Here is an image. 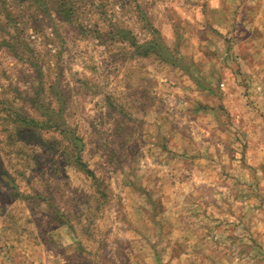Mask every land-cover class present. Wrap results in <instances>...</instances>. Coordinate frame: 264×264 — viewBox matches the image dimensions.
Listing matches in <instances>:
<instances>
[{
  "label": "rangeland",
  "instance_id": "1",
  "mask_svg": "<svg viewBox=\"0 0 264 264\" xmlns=\"http://www.w3.org/2000/svg\"><path fill=\"white\" fill-rule=\"evenodd\" d=\"M0 264H264V0H0Z\"/></svg>",
  "mask_w": 264,
  "mask_h": 264
}]
</instances>
